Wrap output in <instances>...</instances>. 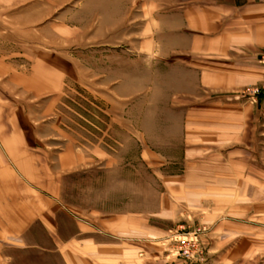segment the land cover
I'll list each match as a JSON object with an SVG mask.
<instances>
[{
	"label": "rangeland",
	"instance_id": "1",
	"mask_svg": "<svg viewBox=\"0 0 264 264\" xmlns=\"http://www.w3.org/2000/svg\"><path fill=\"white\" fill-rule=\"evenodd\" d=\"M12 1L0 0V185L11 184L12 201L22 203L12 176L28 175L64 238L77 220L103 230L114 221L123 232L128 224L129 234L99 243L113 250L86 249L76 264H264L260 147L240 161L232 147L196 151L205 141L186 120L193 108L205 117V95L176 93L171 66L185 54L160 31L168 6L192 0ZM262 92L264 82L243 97ZM220 152L231 161L215 181L235 191L228 201L205 193V210L192 208L186 173ZM59 243L37 222L27 248L0 239V264H69Z\"/></svg>",
	"mask_w": 264,
	"mask_h": 264
},
{
	"label": "crops",
	"instance_id": "2",
	"mask_svg": "<svg viewBox=\"0 0 264 264\" xmlns=\"http://www.w3.org/2000/svg\"><path fill=\"white\" fill-rule=\"evenodd\" d=\"M166 14L170 17L166 22L169 24H164L160 32L168 36L169 49L185 54L184 58L171 66L176 93L194 97L199 91L205 95L199 108L205 117L194 116L193 108L186 120L192 139L201 138L205 141V150L204 147H197L196 151L217 152L232 147L229 153L239 156L237 160L240 161L243 160L240 156L247 152V148L259 146L261 149L257 151L261 154V160H264V92L257 97L256 102L243 97L244 91L264 82V63L260 61V55L264 53V0L242 6L216 0H192L168 6L163 15ZM210 146L217 149L208 148ZM216 152L210 154L215 156ZM220 153L214 159L218 163H206L214 156L205 158L200 168H192L186 173V183L182 186L186 187L187 196L191 197L185 198L192 208L205 210V206L199 205V200L208 197L205 193L211 191L224 193L219 197L222 201L231 199L227 194L235 190L223 188L225 180L215 181L221 174L223 164L220 163L230 160L228 154ZM10 155L13 157V154ZM8 171L4 169V173ZM12 177L16 179V189H19L15 197L20 198L22 203L17 206L18 199L12 201L10 198L12 192L8 191V185L11 187V184L0 185V215L5 219L0 223V239L3 241L29 247L28 242L38 222L48 233L57 234L60 240L58 251L63 257L70 258L67 260L69 264H76L72 258L81 257L84 250H113L112 246L99 243L106 241L110 244L114 242L113 237L129 234L128 224L126 232H123L114 221L107 222L103 230L77 220L73 233L64 238L58 226L59 221L53 223L50 216L44 218L50 214L49 206L34 199L35 194L36 197L41 194L29 182L32 177L27 175L28 183L25 177ZM126 221L128 223L129 220ZM53 239L56 237L53 236Z\"/></svg>",
	"mask_w": 264,
	"mask_h": 264
}]
</instances>
